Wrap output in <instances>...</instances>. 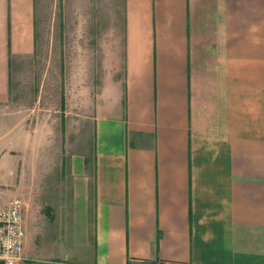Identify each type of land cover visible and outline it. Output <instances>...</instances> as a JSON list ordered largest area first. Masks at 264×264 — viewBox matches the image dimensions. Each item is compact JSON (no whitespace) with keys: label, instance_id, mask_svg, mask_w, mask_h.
Returning a JSON list of instances; mask_svg holds the SVG:
<instances>
[{"label":"crops","instance_id":"0c3cea01","mask_svg":"<svg viewBox=\"0 0 264 264\" xmlns=\"http://www.w3.org/2000/svg\"><path fill=\"white\" fill-rule=\"evenodd\" d=\"M119 7L121 76L60 120L56 244L34 241L24 207L17 264H264V0ZM38 9L0 0V105L35 59ZM8 132L4 177L21 184L36 142Z\"/></svg>","mask_w":264,"mask_h":264},{"label":"rangeland","instance_id":"374dc122","mask_svg":"<svg viewBox=\"0 0 264 264\" xmlns=\"http://www.w3.org/2000/svg\"><path fill=\"white\" fill-rule=\"evenodd\" d=\"M37 1L35 59L11 78L9 98L0 105V137L7 130L4 137H32L36 148L23 153L21 184L6 181L10 163L0 159V206L20 196L34 241L56 244L50 237L57 234L58 224L47 219L42 207L62 214L70 197L71 178L58 150L60 120L82 93L93 94L105 81L121 76L120 7L119 0ZM59 249L55 245L54 251Z\"/></svg>","mask_w":264,"mask_h":264},{"label":"built area","instance_id":"2783aa9c","mask_svg":"<svg viewBox=\"0 0 264 264\" xmlns=\"http://www.w3.org/2000/svg\"><path fill=\"white\" fill-rule=\"evenodd\" d=\"M24 207L20 196H12L0 206V264H17L22 258Z\"/></svg>","mask_w":264,"mask_h":264},{"label":"trees","instance_id":"16d2710c","mask_svg":"<svg viewBox=\"0 0 264 264\" xmlns=\"http://www.w3.org/2000/svg\"><path fill=\"white\" fill-rule=\"evenodd\" d=\"M42 212H43L44 215H46L48 217V219H50L52 217L51 208L49 206H46V205L43 206L42 207Z\"/></svg>","mask_w":264,"mask_h":264}]
</instances>
